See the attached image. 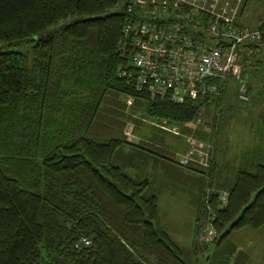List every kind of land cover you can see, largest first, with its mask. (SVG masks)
<instances>
[{"label":"trees","instance_id":"1","mask_svg":"<svg viewBox=\"0 0 264 264\" xmlns=\"http://www.w3.org/2000/svg\"><path fill=\"white\" fill-rule=\"evenodd\" d=\"M117 3L0 0V264H199L193 247L186 254L162 227L146 174L172 164L200 177L204 171L180 166L156 136L160 128L137 143L122 129L127 120L134 127L151 120L204 139V130L189 127L209 104H175L116 76L126 64L119 41L129 21ZM249 3L264 0H243L242 12ZM254 29L263 35L253 58L262 56L264 20ZM258 117V143L219 185L215 142L209 186L229 196L221 210L209 197L216 236L205 264H230V234L264 226V110ZM202 186L201 179L198 206ZM81 237L90 244L75 249ZM232 264H245L244 256Z\"/></svg>","mask_w":264,"mask_h":264},{"label":"built area","instance_id":"2","mask_svg":"<svg viewBox=\"0 0 264 264\" xmlns=\"http://www.w3.org/2000/svg\"><path fill=\"white\" fill-rule=\"evenodd\" d=\"M129 21L122 28L119 41L118 78L146 92L175 104L204 100L212 106L213 124L207 141L190 138L187 150L177 158L180 166L199 165L203 186L194 221L192 247L197 262L205 264V249L216 236L215 213L209 197L216 195L215 210L228 203L226 190L209 186V172L214 154L218 117L228 77L238 81L236 97L248 101L242 70L250 64L263 32L237 22L243 0H122ZM131 98L126 104L131 105ZM134 126L127 124L122 134L131 137ZM81 237L75 249L88 246Z\"/></svg>","mask_w":264,"mask_h":264},{"label":"rangeland","instance_id":"3","mask_svg":"<svg viewBox=\"0 0 264 264\" xmlns=\"http://www.w3.org/2000/svg\"><path fill=\"white\" fill-rule=\"evenodd\" d=\"M243 2V1H242ZM242 2L237 14V22L246 25L249 28L257 26V24L264 20V5L249 3L245 5L243 12L241 11ZM123 1L118 0L116 12H122ZM71 19H68L70 21ZM24 46L18 48H12L14 50L22 51ZM262 56H255L251 60H259L257 65L246 66L242 70L243 82L250 86L247 92L248 101L242 103L236 97V91L238 87V81L233 77H228L225 85V93L223 104L226 102L232 103V106L227 108L225 113L220 118V128L218 130L215 161L217 169L222 176L225 177L226 169H230L229 176H232L234 169L237 166L238 156L246 150L254 147L258 143V139L255 138L261 131V125L259 124V114L264 110L263 90H264V45L261 46ZM222 106L224 110L225 106ZM131 110L128 108L126 114H129ZM196 120L191 124L189 128L193 130H204L205 138L201 140L207 141L210 137L208 130L211 129L213 124L212 106L209 108L200 107ZM144 123L137 124L132 131L131 137L125 139L131 143H137L141 137L150 138L153 132L159 130L164 133L156 131V136L162 138L163 144L168 148H171L177 158H179L186 150L189 144L190 138H196L191 136L189 132L185 131V128L171 125L166 122H156L151 120H145ZM127 124H134L132 121L127 120L123 128ZM135 125V124H134ZM218 126V124H217ZM123 130V129H122ZM190 137V138H188ZM195 169H199V165H188ZM147 170V168L145 169ZM196 174V173H195ZM147 177L153 185V191L158 198V207L160 216L162 219V227L166 229L171 240L179 247L185 249L188 247L189 237L192 239L194 235V221L198 213V203L196 204L197 210L193 213L192 204L189 202V198H185L179 194L171 197L170 192L165 188L174 186L173 181L167 182L170 177H164L160 171H147ZM172 178V177H171ZM203 180V176L200 177ZM200 179V180H201ZM173 180V179H170ZM223 181L222 177L217 178V184L219 185ZM215 182V180H214ZM166 184V185H165ZM215 184V183H214ZM166 187H163V186ZM214 190L221 189L213 187ZM168 191V192H167ZM195 216V218L193 217ZM245 234L235 235V232L231 234L230 239L234 240L238 245L251 248L253 256L250 258V264H264V226L257 231H251L248 229ZM211 245L209 250L213 247Z\"/></svg>","mask_w":264,"mask_h":264},{"label":"crops","instance_id":"4","mask_svg":"<svg viewBox=\"0 0 264 264\" xmlns=\"http://www.w3.org/2000/svg\"><path fill=\"white\" fill-rule=\"evenodd\" d=\"M232 106V103L229 104V102H226L225 108H224V113L227 110L228 107ZM230 109V108H228ZM232 109H230L231 111ZM170 150H172L171 148H169ZM173 151V150H172ZM175 152V151H174ZM242 154V153H241ZM241 154L238 156V161L236 162V164L239 166V161H240V157ZM160 169V170H159ZM158 170L156 171H160L161 175L164 174V177H170V179L173 180H168L167 182H171L173 181L174 186L171 188H169L168 186L166 187L165 185L163 187H166L165 189L168 190L170 192V196L174 197L176 196L175 194H179L181 196H184L185 198H189V202L192 204L193 207V213H195V210H197L196 204L198 203V199H199V193H200V175L199 174H195L192 172H188L186 170H184L181 167H178L175 164L172 165H165L164 167L161 166ZM236 169V167H235ZM234 169V170H235ZM227 171H225V177L221 175V173H219L218 169H216L215 173H214V180L215 183H217V178H221L222 179H228L229 176V171L230 169H226ZM172 177V178H171ZM167 191V192H168ZM193 217L195 218V216L193 215ZM159 218H160V222L162 225V219L160 216V212H159ZM166 231V229H164ZM247 230L245 229H241V230H237L234 231L235 235H242L246 232ZM251 231H257V230H251ZM167 232V231H166ZM232 232V233H234ZM168 233V232H167ZM231 233V234H232ZM230 234V236H231ZM230 236L228 237V243L231 245V247L235 250L232 258L230 259V264L233 263L234 257L238 254V256H244L245 258V264H250V258L254 257L253 256V252L251 248H247L244 247L243 245L240 246L238 245L234 240L230 239ZM189 241H188V247L183 249L181 248L186 254L190 253L192 251V233H191V237H189Z\"/></svg>","mask_w":264,"mask_h":264}]
</instances>
